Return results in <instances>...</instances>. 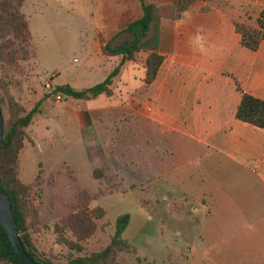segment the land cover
Listing matches in <instances>:
<instances>
[{
	"label": "rangeland",
	"instance_id": "1",
	"mask_svg": "<svg viewBox=\"0 0 264 264\" xmlns=\"http://www.w3.org/2000/svg\"><path fill=\"white\" fill-rule=\"evenodd\" d=\"M151 1L161 7L162 14H175L172 0ZM195 2L202 9L222 7L227 16L246 24H253L258 14L233 0ZM131 9L124 13L121 26L141 14L140 3ZM22 12L29 20L35 60L29 56L17 59L9 71L12 83L8 90L23 106V113L38 103V112L24 128L15 165L16 177L28 187L27 220L38 250L56 264L100 252L110 245L118 219L127 215L121 236L128 246L115 249V264H264L260 159L243 165L214 151L201 161L142 184L136 180L140 169L133 167L126 171L129 176L122 175L123 182L113 174L94 178L84 133H79L74 114L67 110L88 102L62 93L57 100L53 90L67 81L79 89L101 80L102 66L90 64L82 48L96 19L92 3L34 0ZM54 71L60 74L47 88L46 77ZM140 71L138 65H130L132 75ZM106 100L102 95L95 101ZM2 105L8 119V106ZM78 212L89 213L91 222L85 227L74 225L76 230L70 231L65 217ZM64 238L81 245V251L62 243Z\"/></svg>",
	"mask_w": 264,
	"mask_h": 264
},
{
	"label": "crops",
	"instance_id": "2",
	"mask_svg": "<svg viewBox=\"0 0 264 264\" xmlns=\"http://www.w3.org/2000/svg\"><path fill=\"white\" fill-rule=\"evenodd\" d=\"M89 1L96 19L82 48L90 64L102 66V81L121 57L105 56L101 47L121 29L124 13L140 2ZM233 1L264 7V0ZM33 2L26 0L20 11ZM225 11L222 7L202 9V4L195 2L177 18L163 16L159 46L163 61L151 82L144 81L147 53L139 52L119 65L112 77L113 93L104 95L106 101L96 103L102 94L81 99L88 102L86 106L67 108L74 114L79 133H84L92 174L101 169L103 179L113 174L123 182L122 175L129 176L126 171L133 167L140 169L136 180L142 184L216 151L243 165L260 159L257 173L264 181V128L235 117L241 93L230 76H235L245 91L264 99V40L256 50L244 47ZM130 65L141 68L137 76L130 73ZM58 74L47 75L45 84ZM61 84L73 87L68 81ZM83 88L87 87L79 89Z\"/></svg>",
	"mask_w": 264,
	"mask_h": 264
},
{
	"label": "trees",
	"instance_id": "3",
	"mask_svg": "<svg viewBox=\"0 0 264 264\" xmlns=\"http://www.w3.org/2000/svg\"><path fill=\"white\" fill-rule=\"evenodd\" d=\"M26 0H0V107L6 103L10 117L5 119L3 114V142L0 148V185L9 196L14 218L21 242L38 264H56L47 254L36 247L33 230H30L27 217L29 215L28 187L17 177L15 172L16 160L22 147L24 128L27 127L33 116L38 112L36 103L27 113L10 94L8 87L12 83L9 75L11 68L15 67L18 58L34 57V48L31 43V35L28 22L20 11ZM141 5V14L129 20L122 28L114 33L101 47L105 56H119L120 63L105 77L104 80L83 89H75L69 84L56 85L54 91L71 96L76 99H92L99 95H112V77L117 74L119 65L124 60H131L139 52L147 53L144 61V81L151 82L163 61V55L159 52L161 41V7L154 1L138 0ZM195 0H172L175 7L173 17L177 18L181 12L188 8ZM258 14L253 24H246L237 19H232L236 32L240 35L241 44L251 50H256L259 43L264 40V7L252 4H241ZM9 36V37H8ZM236 89L241 93V98L236 108L235 117L243 122L259 128H264V99L245 91L238 80L232 76ZM3 113V110H2ZM102 173L97 176V173ZM101 169H94L93 176L98 179L103 177ZM133 186V185H132ZM67 229L75 231L74 225L85 227L91 222L89 213L78 212L65 217ZM128 220V216L120 217L115 226V232L110 245L104 250L91 254L77 255L69 259V264H115L112 255L122 246H128L122 239V231ZM81 238V237H78ZM70 245L75 251H81V245L68 240L61 241ZM0 264H21L15 256L5 229L0 225Z\"/></svg>",
	"mask_w": 264,
	"mask_h": 264
},
{
	"label": "water",
	"instance_id": "4",
	"mask_svg": "<svg viewBox=\"0 0 264 264\" xmlns=\"http://www.w3.org/2000/svg\"><path fill=\"white\" fill-rule=\"evenodd\" d=\"M3 142V113L0 107V148ZM0 225L5 229L16 258L21 264H38L25 250L17 229L9 196L0 185Z\"/></svg>",
	"mask_w": 264,
	"mask_h": 264
},
{
	"label": "built area",
	"instance_id": "5",
	"mask_svg": "<svg viewBox=\"0 0 264 264\" xmlns=\"http://www.w3.org/2000/svg\"><path fill=\"white\" fill-rule=\"evenodd\" d=\"M45 85H46L47 88H48V87H51V86H50V83H46ZM55 98H56L57 100H59V99H61V95H60L59 93H56Z\"/></svg>",
	"mask_w": 264,
	"mask_h": 264
}]
</instances>
